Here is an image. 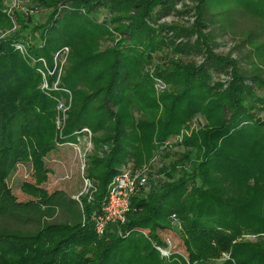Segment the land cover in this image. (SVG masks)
I'll return each mask as SVG.
<instances>
[{
  "label": "trees",
  "instance_id": "obj_1",
  "mask_svg": "<svg viewBox=\"0 0 264 264\" xmlns=\"http://www.w3.org/2000/svg\"><path fill=\"white\" fill-rule=\"evenodd\" d=\"M33 1L48 15L32 27L24 54L12 41L31 33L30 19L17 11L19 31L1 37L14 24L0 0V215L15 225L0 226V264H264V0ZM226 34L238 39L234 51L216 54L217 36ZM62 48L69 52L58 86L46 75L42 89L39 60L51 67ZM61 101L68 110L58 126ZM83 129L93 145L83 178L96 188L92 202L80 200L87 219L121 167L150 172L126 222L101 237L89 221L48 223L55 208L68 213L56 193L23 183L37 202L22 204L5 185L21 163L44 182L45 157ZM176 144L182 151L156 181L153 158H170ZM167 239L163 257L157 248Z\"/></svg>",
  "mask_w": 264,
  "mask_h": 264
},
{
  "label": "rangeland",
  "instance_id": "obj_2",
  "mask_svg": "<svg viewBox=\"0 0 264 264\" xmlns=\"http://www.w3.org/2000/svg\"><path fill=\"white\" fill-rule=\"evenodd\" d=\"M2 1L4 3L3 5H5V8H7V9H9L11 7V5L16 3L17 9H16V11L13 10L14 14H15V21L17 18L16 17L17 11H21V12H23V11L24 12L34 11L35 12L33 14L31 13L30 15H28V17L30 19L31 27L28 28L27 31L29 30V32H31V33H27L25 35L24 33H26V31H24L23 35H25L24 38L26 40L24 38L23 39L19 38V39H15L12 41L13 45L22 44L23 47L25 48V50H27L28 46L30 44H32V42H33V41H31V38L34 37V34H32V27L36 26V25L42 26L43 22L46 20L48 12H46L45 10L40 9L38 6H36V3L33 0H2ZM59 5H61V2ZM187 5L189 7L194 6V2L188 1ZM101 11H102L101 15L98 16L99 21H101L102 17L105 18L106 14H107L105 9L101 8ZM191 19L192 18L190 16L186 17V18H184V22H187L189 20L192 21L193 19L192 20ZM165 21L169 23L171 21L177 22L179 20L176 17H168L165 19ZM248 25L251 26V23H249ZM15 26H17V25H15ZM13 28H14V26H13ZM16 31H19L18 27L14 28V30H12L11 33L6 32L5 35H1V37H5V38L8 36L13 37L15 35ZM36 36L39 37V34H37ZM38 37L37 38L35 37V38L38 39ZM237 40L238 39H236L235 37H232L228 34L222 35V36H220V35L217 36L216 42L219 44V46L215 47V53L220 54V55H227V54L233 52L234 51V45L237 43ZM105 45L109 46V44H105ZM27 52L29 54V51H27ZM235 55H236V51L234 52L233 56H235ZM62 59H64V57H62L61 55L58 59L52 58V66L51 67H49V66L47 67L48 64L46 65V60L39 61V63H42V67H40V70L38 69V72L39 71L42 73L46 72V75H48L47 72L52 73L54 71L55 74H53V75L57 74L58 76H60L62 73V68L64 66L63 64L61 65V63L63 62ZM155 60H156V62H155V65H156L157 62L158 63L161 62V57L157 56L155 58ZM195 61L200 63L201 58L196 57ZM48 77H51V76H48ZM216 79H218V78H216ZM221 79L227 80V78H223V77ZM58 81H56L55 84L52 85V87H51L52 89H55L58 86ZM43 85H47L48 89H49L50 83L47 82V78L43 79ZM43 85L41 86V88L45 89L43 87ZM258 95L262 96V93H258ZM61 103L63 104L64 101H61ZM57 111L59 113V108H57ZM59 114L64 121L66 119V115L63 112L59 113ZM258 117H259L258 118L259 120L264 121V112L260 113ZM195 123H196L197 127H199L202 124V119L198 118ZM194 128H195V126H194ZM86 141H87L86 137L81 136L79 138V140H77L76 143H74L73 145L58 147L56 150H54L49 155H47L44 159V165H45L44 170H46V173L44 174L45 180H44V182H42L40 184L37 181V178H36L35 173L33 171L32 165L30 163L19 164L15 168L13 173L5 181L6 189L8 191V195L10 196L11 200L14 202H17V203H22V204H25V203H28L31 201L37 202L36 198L30 197V196L24 194L21 191L20 187L23 183H31V184L39 185V187L44 189L46 196L56 193L55 194L56 196H54L56 198L55 201L56 202H58V201L59 202L60 201L66 202V206L68 208V213L64 209H60V208L56 209L55 208L54 217L50 220H47L48 223L77 222L80 219H81V223H82V214H81L80 206L78 204H76L75 201H76V197H78L84 190L83 176L85 175L84 170H85V166H86V156L89 154V153H87V155L84 158L83 148L86 144ZM180 151H182V147H180V144H176V145H174V147H172L171 152H168L171 155L170 158H166L165 152H163V151H162L163 153H158V155L155 158H153L152 164H151L152 165L151 175L153 176L154 179H156V181L159 179L165 180V176L164 177L163 176H156L157 171L162 166L165 167L171 161L174 160V157L172 154L179 153ZM83 167H84V170H83ZM138 169H140V168H138ZM187 170H188V168L184 169V171H186V172H187ZM152 176H151V178H152ZM87 193H89V192L88 191L84 192V195H82L81 199L86 197ZM89 194H91V193H89ZM7 223H9V224H7ZM7 225L13 226L14 224L11 223V221L9 220L8 217H5L4 215L1 217V215H0V226H7ZM20 227L21 226H19V228ZM173 231L176 234L179 233V231L177 229H174ZM246 240L254 241L255 239H254V237H248L247 236ZM174 245H176V241L174 242Z\"/></svg>",
  "mask_w": 264,
  "mask_h": 264
},
{
  "label": "built area",
  "instance_id": "obj_3",
  "mask_svg": "<svg viewBox=\"0 0 264 264\" xmlns=\"http://www.w3.org/2000/svg\"><path fill=\"white\" fill-rule=\"evenodd\" d=\"M64 7H65L64 5H59L58 12H60ZM16 9H17L16 3L11 5L9 9L7 8L4 9V13H6L7 17L12 21V23L14 24V28L17 27L15 26L16 21L14 14V11H16ZM31 13L33 14L35 12L34 11L24 12V14L26 15H30ZM16 49L26 54V50L22 44H17ZM68 52H69L68 48H62L60 51L54 54L53 58L58 59L61 55L62 57H64V59H62L63 62L61 63V65L62 64L64 65ZM39 61L42 60L40 59ZM47 74H48L47 76H53L55 72L54 71L52 73L47 72ZM45 76L46 73H43L44 78ZM56 76L58 81L60 76H58L57 74ZM157 84H158L157 87L161 85L159 81L157 82ZM47 85H43V87L45 89H48ZM160 88H163V86H161ZM57 108H59V113L63 112L64 114L68 110V106H66L65 103L63 104L59 103ZM63 122H64L63 119H61V121L59 119V121H57L58 126H61ZM82 133L83 136L86 137L87 139L86 144L83 148L84 150L83 156L85 158L87 153L91 152L93 145L91 140V132L88 129H83ZM176 141L180 142L181 138L178 137L175 140V142ZM168 147H171V145H169ZM148 178H149L148 167L144 166L140 169H136L132 164H127L121 167L117 175L112 179V181L108 185L105 198L101 202L99 209L97 211H94L88 219L86 218L85 215L82 214V223L85 224L86 221L92 223L94 227V231L98 237L104 235L109 225H123L126 222V216L131 209L132 197L136 196L137 194L145 193L148 191L149 188ZM83 181H84V190L78 197H76V202L80 206L81 210H82V204L80 200L82 195H84V192L88 191L89 193H91V194L87 193L86 195L88 198V202H92L93 201L92 195L96 191L95 186L90 180L83 178ZM170 221L173 229H177L179 231L180 223L177 221V217L175 215H171ZM171 248H172V243L170 242L169 239H167L166 248L158 247L157 250L161 253V256L169 257Z\"/></svg>",
  "mask_w": 264,
  "mask_h": 264
}]
</instances>
